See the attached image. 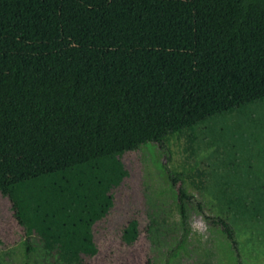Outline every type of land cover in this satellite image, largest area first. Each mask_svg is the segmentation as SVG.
<instances>
[{
	"label": "trees",
	"instance_id": "trees-1",
	"mask_svg": "<svg viewBox=\"0 0 264 264\" xmlns=\"http://www.w3.org/2000/svg\"><path fill=\"white\" fill-rule=\"evenodd\" d=\"M262 105L264 0H0V195L52 264H89L130 177L125 154L180 135L194 166L168 177L181 182L184 248L182 183L210 186L195 167L220 139L217 120L247 127ZM247 171L225 172L205 217L236 253L234 224L264 221V166ZM129 211L120 238L134 244L151 224Z\"/></svg>",
	"mask_w": 264,
	"mask_h": 264
},
{
	"label": "rangeland",
	"instance_id": "rangeland-1",
	"mask_svg": "<svg viewBox=\"0 0 264 264\" xmlns=\"http://www.w3.org/2000/svg\"><path fill=\"white\" fill-rule=\"evenodd\" d=\"M256 115L259 119L247 127L235 116L218 119L214 131L220 139L211 150L200 152L195 167L206 173L205 187L210 186L198 189L187 182L182 183L191 198L188 202L191 234L182 249H174L181 234L174 188L181 182H176L173 187L168 176L194 166L185 151L186 136L174 137L168 149L148 143L125 154L130 177L119 191L118 207L107 219V231H99V248L89 264H201L210 252L213 264H264V221L234 224L237 254L221 234L209 227L205 218L218 211L212 194L220 181L227 179L225 172L243 175L248 174L250 166H264V105L256 108ZM238 122L240 126L236 125ZM233 153H236L233 163L226 164L229 158L233 159ZM246 157H250L252 163H248ZM258 175H262L261 170ZM197 204H200V210ZM135 205L145 211L141 226L149 222V234L134 244H126L120 238L119 226ZM27 247L30 250L28 260ZM173 249L176 253H172ZM52 258L37 238L23 236L9 201L0 195V262L52 264Z\"/></svg>",
	"mask_w": 264,
	"mask_h": 264
}]
</instances>
